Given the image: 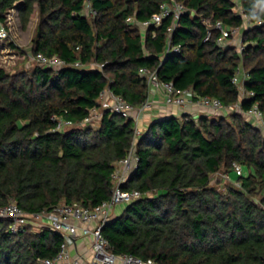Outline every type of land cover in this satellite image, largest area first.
<instances>
[{"label": "trees", "instance_id": "16d2710c", "mask_svg": "<svg viewBox=\"0 0 264 264\" xmlns=\"http://www.w3.org/2000/svg\"><path fill=\"white\" fill-rule=\"evenodd\" d=\"M263 1L239 0V14L233 0H0V24L14 9L22 30L36 18L31 53L68 64H35L16 74L0 69V208L14 202L40 214L108 201L116 164L135 142V123L103 111L96 125L79 124L101 108L106 88L140 107L148 97L142 68L228 106L239 100L231 78L242 67L253 96L241 108L256 103L264 116ZM86 2L95 16L83 14ZM174 3L189 14L139 26ZM243 15L261 24L244 27ZM216 22L241 29L242 53L216 45L219 32L209 28ZM169 46L179 53H166ZM76 62L86 68H74ZM92 63L104 67L88 68ZM53 118L74 127L53 131ZM135 148L137 169L121 188L141 197L102 227L110 252L157 264H264V132L256 122L237 113L159 118ZM219 173L228 180L213 182ZM8 227L0 218V264H41L58 254L63 239L47 227Z\"/></svg>", "mask_w": 264, "mask_h": 264}, {"label": "built area", "instance_id": "2783aa9c", "mask_svg": "<svg viewBox=\"0 0 264 264\" xmlns=\"http://www.w3.org/2000/svg\"><path fill=\"white\" fill-rule=\"evenodd\" d=\"M185 12V8L181 4L174 3L171 6H161L160 11L154 14L150 19L139 23L143 29L158 27L162 21L169 16H173L174 21ZM83 14L93 17L95 11L86 2ZM245 25L250 27L252 24L259 25L261 21L252 23L247 15H243ZM128 23L134 25L135 20L129 18ZM209 23V22H208ZM209 25V24H208ZM219 32V37L216 40V45L220 48L236 47L239 53L245 49L241 36L235 42V35L241 29H224L220 22H216L210 26ZM210 36V31L207 33L206 39ZM8 33L4 24H0V42L8 40ZM179 46L168 47L166 53H179ZM35 64L52 69H61L67 67L68 64L57 57H45L42 54H32L29 56ZM74 68H86L79 62L74 63ZM103 64H90L88 68L101 70ZM139 75L143 77L148 85V97L145 102L138 108L128 104L124 98L115 95L106 88L100 94L101 108L91 109L85 120L79 124L81 128L94 126L101 119L103 111H108L111 114L118 115L124 119H132L135 123V142L128 151L126 157L120 160L115 167L112 175L113 188L111 197L108 201L101 203L93 209H87L73 204L71 206H57L49 212L40 214H27L21 211L14 202L9 203L3 208H0V218L9 221L8 230L16 233L27 227L28 225H42L51 231L59 234L63 241L61 243L58 254L52 260H42L41 264H157L151 259L142 260L132 255H115L109 250V244L102 234V227L112 218L113 209L118 205H128L141 197L140 192L136 190L126 191L121 188L129 177L136 171L139 158L136 154L135 143L140 136L141 131L138 128L139 118L142 114L150 112L156 105L155 102L149 99V95L159 92L163 97V105L166 107H174L181 111L182 115L197 118L200 114L210 113L218 116H228L233 113L241 114L248 117L251 121L258 124V127L264 132V116L258 109V105L253 104L248 110L243 111L241 103L253 96L252 92H247L244 89V82L247 80V73L242 67L237 68L231 83L237 87L239 91V100L232 105H223L218 99L209 96H196L192 89L181 90L176 88L171 82H162L158 79L153 71L142 68L139 70ZM53 131H62L74 127L69 121L58 120ZM236 175H242V168L234 163L233 165ZM223 180H228L226 175H221ZM76 221L81 224L78 227ZM93 224V226H92ZM91 237V256L85 259L83 256L72 257L70 255L69 246L73 244L74 239L78 236Z\"/></svg>", "mask_w": 264, "mask_h": 264}, {"label": "rangeland", "instance_id": "374dc122", "mask_svg": "<svg viewBox=\"0 0 264 264\" xmlns=\"http://www.w3.org/2000/svg\"><path fill=\"white\" fill-rule=\"evenodd\" d=\"M233 1H235V12L243 14L239 0ZM263 6L264 5L260 4V7ZM9 15L10 17H7L4 23L9 38L7 41L0 42V69L10 74H16L21 71L30 72L35 66V63L29 59V56L31 55V40L35 33L37 19H32L26 29L22 30L16 18V14L11 11ZM241 35L242 33L240 30L235 35V42L239 40ZM9 43H13L16 48H10ZM220 174L221 173L213 176V182L223 180ZM35 228L36 227H34V229Z\"/></svg>", "mask_w": 264, "mask_h": 264}, {"label": "crops", "instance_id": "0c3cea01", "mask_svg": "<svg viewBox=\"0 0 264 264\" xmlns=\"http://www.w3.org/2000/svg\"><path fill=\"white\" fill-rule=\"evenodd\" d=\"M260 4L264 5V1L258 4V8H264L260 7ZM14 14H16L15 9L12 10ZM10 14V13H9ZM7 14V17H10V15ZM149 99L156 103L155 107L148 113L142 114L139 118L138 128L141 132H143L147 126L154 120L159 118H166V117H181L182 113L180 110L174 108V107H166L163 105V97L159 92H155L149 95ZM205 115H212L210 113H204ZM248 121H251L247 117ZM234 176V175H232ZM125 205H118L113 209L112 218H115L118 216L121 211L123 210ZM76 224L81 226L79 222L76 221ZM33 227L39 228L40 225H32ZM93 226V224H92ZM70 255L72 257L76 256H83L85 259H89L91 256V237L90 236H81L78 235L74 241L73 244L69 246Z\"/></svg>", "mask_w": 264, "mask_h": 264}, {"label": "water", "instance_id": "95a60500", "mask_svg": "<svg viewBox=\"0 0 264 264\" xmlns=\"http://www.w3.org/2000/svg\"><path fill=\"white\" fill-rule=\"evenodd\" d=\"M185 14H189V12H188V11H186V12H185Z\"/></svg>", "mask_w": 264, "mask_h": 264}]
</instances>
